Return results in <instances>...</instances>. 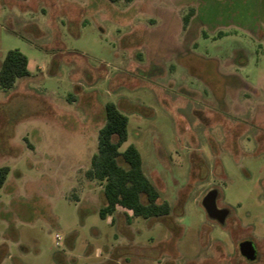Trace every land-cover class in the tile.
Instances as JSON below:
<instances>
[{"label":"rangeland","instance_id":"1","mask_svg":"<svg viewBox=\"0 0 264 264\" xmlns=\"http://www.w3.org/2000/svg\"><path fill=\"white\" fill-rule=\"evenodd\" d=\"M11 50L32 71L0 89V264H264V0H0ZM107 102L168 216H98Z\"/></svg>","mask_w":264,"mask_h":264},{"label":"trees","instance_id":"2","mask_svg":"<svg viewBox=\"0 0 264 264\" xmlns=\"http://www.w3.org/2000/svg\"><path fill=\"white\" fill-rule=\"evenodd\" d=\"M191 15L185 17V22ZM27 63V58L19 51H8L0 63V89L9 90L16 79L28 76ZM127 128L128 118L114 103L107 102L104 105V123L97 133L96 152L91 156L89 169L85 172L88 180L103 184L98 216L101 219L113 218L121 210L125 212L127 222L132 218L147 220L166 217L170 213V205L161 199L143 172L138 150L129 145L120 151L127 140ZM7 175L8 168H0V188Z\"/></svg>","mask_w":264,"mask_h":264},{"label":"water","instance_id":"3","mask_svg":"<svg viewBox=\"0 0 264 264\" xmlns=\"http://www.w3.org/2000/svg\"><path fill=\"white\" fill-rule=\"evenodd\" d=\"M215 192L210 191L208 192L201 201L202 207L204 208L207 215L212 218L216 219L219 222H223L225 213L222 210H218L215 205ZM240 254L247 258L248 260L253 259L251 256V249L250 244L248 242L241 243L239 245Z\"/></svg>","mask_w":264,"mask_h":264},{"label":"crops","instance_id":"4","mask_svg":"<svg viewBox=\"0 0 264 264\" xmlns=\"http://www.w3.org/2000/svg\"><path fill=\"white\" fill-rule=\"evenodd\" d=\"M27 69H28L29 72L32 71V68H31V65H30V62H29V61H28V63H27ZM117 212H119V211H117Z\"/></svg>","mask_w":264,"mask_h":264},{"label":"built area","instance_id":"5","mask_svg":"<svg viewBox=\"0 0 264 264\" xmlns=\"http://www.w3.org/2000/svg\"><path fill=\"white\" fill-rule=\"evenodd\" d=\"M55 238H56V239H59V237H58L57 235L55 236Z\"/></svg>","mask_w":264,"mask_h":264}]
</instances>
